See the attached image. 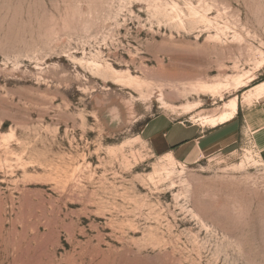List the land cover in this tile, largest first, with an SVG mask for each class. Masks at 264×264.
I'll list each match as a JSON object with an SVG mask.
<instances>
[{"label": "rangeland", "instance_id": "1", "mask_svg": "<svg viewBox=\"0 0 264 264\" xmlns=\"http://www.w3.org/2000/svg\"><path fill=\"white\" fill-rule=\"evenodd\" d=\"M260 56L264 0H0V264H264L247 140L157 180L139 136L245 106Z\"/></svg>", "mask_w": 264, "mask_h": 264}, {"label": "crops", "instance_id": "2", "mask_svg": "<svg viewBox=\"0 0 264 264\" xmlns=\"http://www.w3.org/2000/svg\"><path fill=\"white\" fill-rule=\"evenodd\" d=\"M139 136L159 154L170 153L178 162H196L211 156L242 136L264 165V100L240 104L232 120L211 128L180 121L168 114H156L143 123Z\"/></svg>", "mask_w": 264, "mask_h": 264}, {"label": "bare ground", "instance_id": "3", "mask_svg": "<svg viewBox=\"0 0 264 264\" xmlns=\"http://www.w3.org/2000/svg\"><path fill=\"white\" fill-rule=\"evenodd\" d=\"M258 62L259 64L264 62L261 56L258 59ZM96 63L97 62H91L90 65L94 67L96 71H98L100 68H99V65H97ZM103 71L109 72V71H113V69L110 65H106L104 66ZM249 77H250V74L247 71L243 73H237L230 77L224 78L223 80H216L212 82L199 81L196 84L195 83L194 84L192 83V84L193 86H197L199 90L206 91L214 96L215 94L220 93L223 90H227L229 88L237 89L238 87L244 84L245 82L244 79L249 78ZM125 81L130 83L134 81V78L128 75L126 76ZM256 100L258 101L264 100V83H262L259 86L254 87L252 91H249V93L243 97L244 103H247V104L253 101H256ZM225 105H226V109H224L217 115L200 116L198 118V121L200 120L202 125L207 126L208 128H211V127H215L219 124L232 120L238 111V104H237L236 96L229 98ZM189 108L190 106H187V109ZM254 151H255V154L251 153L249 150L244 154L240 163L238 164L239 167L247 165V164L251 165V164H256V163L259 165H263L257 151L256 150ZM160 157L163 158V161L159 162L157 165L153 167V178L157 180L169 179L174 173L181 174L183 172L185 168V164L178 162L170 153L161 155ZM175 165H180V169L178 170L174 169Z\"/></svg>", "mask_w": 264, "mask_h": 264}]
</instances>
